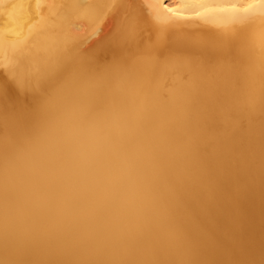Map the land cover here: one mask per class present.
<instances>
[{
	"label": "bare ground",
	"instance_id": "obj_1",
	"mask_svg": "<svg viewBox=\"0 0 264 264\" xmlns=\"http://www.w3.org/2000/svg\"><path fill=\"white\" fill-rule=\"evenodd\" d=\"M0 264H264V0H0Z\"/></svg>",
	"mask_w": 264,
	"mask_h": 264
}]
</instances>
